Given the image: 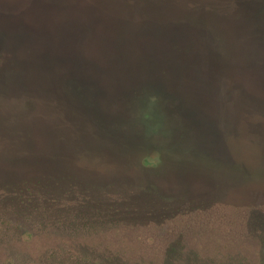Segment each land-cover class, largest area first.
<instances>
[{"label": "rangeland", "instance_id": "rangeland-1", "mask_svg": "<svg viewBox=\"0 0 264 264\" xmlns=\"http://www.w3.org/2000/svg\"><path fill=\"white\" fill-rule=\"evenodd\" d=\"M0 264H264V0H0Z\"/></svg>", "mask_w": 264, "mask_h": 264}, {"label": "trees", "instance_id": "trees-1", "mask_svg": "<svg viewBox=\"0 0 264 264\" xmlns=\"http://www.w3.org/2000/svg\"><path fill=\"white\" fill-rule=\"evenodd\" d=\"M76 88H78V87H76ZM69 89L72 90V88H69ZM76 90H78V89H76ZM150 95H155V96H152V98L155 99L156 102H157L158 98L161 97L160 95H158L157 92H155V94H154V92L149 91V89L147 88L146 85H144V88H142L138 91H134V93L132 94V99L135 102L134 106L137 108L142 107L141 109L146 110L148 107L146 105H144V101H142L143 100L142 98H144L145 96L149 97ZM167 97H169V96H167ZM161 98H163V97H161ZM156 105H158V104L156 103ZM148 189H151V188H148Z\"/></svg>", "mask_w": 264, "mask_h": 264}, {"label": "water", "instance_id": "water-1", "mask_svg": "<svg viewBox=\"0 0 264 264\" xmlns=\"http://www.w3.org/2000/svg\"><path fill=\"white\" fill-rule=\"evenodd\" d=\"M62 73L61 72H59L58 73V75H61ZM63 78H65V80H63V81H65V83H64V87H72V85L73 86H75V88L77 87L76 85H77V80L79 79L78 77H79V75H76L72 70H70V71H67L64 75H61ZM68 90V89H67ZM63 91H65V89H63ZM70 92V91H69ZM85 93H87V92H85L84 91V94ZM93 93V92H92ZM86 96V99L88 100V101H86L88 104L89 103H92L93 102V100H90V96H92V94H85ZM95 113H97L96 112V110H95Z\"/></svg>", "mask_w": 264, "mask_h": 264}]
</instances>
